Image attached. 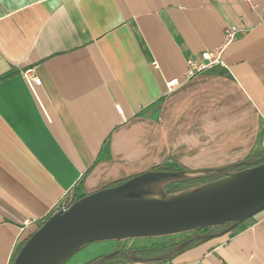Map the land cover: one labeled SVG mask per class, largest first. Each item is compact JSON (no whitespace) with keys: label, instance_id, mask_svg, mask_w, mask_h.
<instances>
[{"label":"crops","instance_id":"0c3cea01","mask_svg":"<svg viewBox=\"0 0 264 264\" xmlns=\"http://www.w3.org/2000/svg\"><path fill=\"white\" fill-rule=\"evenodd\" d=\"M231 26L241 31L223 64L183 81L188 59ZM28 69L42 80L34 90ZM176 77L183 83L169 91ZM263 131L264 0H0V264L65 194L163 165L227 167L263 153ZM108 242L74 264L118 248ZM148 256L115 259L264 264V210L172 256Z\"/></svg>","mask_w":264,"mask_h":264},{"label":"water","instance_id":"95a60500","mask_svg":"<svg viewBox=\"0 0 264 264\" xmlns=\"http://www.w3.org/2000/svg\"><path fill=\"white\" fill-rule=\"evenodd\" d=\"M237 168L238 164L197 170H149L86 194L68 208L54 211L22 245L12 264H66L81 249L96 242L218 229L196 233L178 243L174 252H180L196 241L222 236L264 210V163ZM211 175L219 177L176 191L166 189ZM121 254L124 251L117 248L97 264Z\"/></svg>","mask_w":264,"mask_h":264},{"label":"built area","instance_id":"2783aa9c","mask_svg":"<svg viewBox=\"0 0 264 264\" xmlns=\"http://www.w3.org/2000/svg\"><path fill=\"white\" fill-rule=\"evenodd\" d=\"M241 30L238 27L231 26L225 30L223 41L219 46H217L214 49H207L202 51L198 57H191L188 59V70L186 73V77L183 81L188 80L192 76L205 71L207 69H210L214 67L215 65L223 64V52L227 48V46L235 40L238 33ZM156 64V62H155ZM24 78L28 82L31 89L34 90L35 86H38L42 83L41 78L36 76L33 73L32 69L25 70L23 72ZM183 81L179 80L178 77L173 78L167 82V88L169 91L173 90L177 86L181 85ZM116 109L119 113L122 114L123 108L120 104L116 105ZM262 150L264 151V131L262 134ZM74 201V197L70 196L68 194H65L63 198L57 203L56 210L60 208H68L71 203Z\"/></svg>","mask_w":264,"mask_h":264},{"label":"trees","instance_id":"16d2710c","mask_svg":"<svg viewBox=\"0 0 264 264\" xmlns=\"http://www.w3.org/2000/svg\"><path fill=\"white\" fill-rule=\"evenodd\" d=\"M264 163V152L261 153V154H255V155H252V156H249L248 158H246L245 160H242L236 164H238V168L237 169H243V168H247V167H252V166H255V165H260ZM156 169H159V170H167V171H179L181 170V168L179 166H176L174 164H169V165H163V166H160V167H157ZM212 177V178H211ZM219 176H209V177H205V178H200V179H195L191 182L190 186L192 185H195V184H199V183H204V182H207V181H211V180H214L216 178H218ZM127 179L129 178H126L124 180H122L121 182H116L114 184H112L111 186H115V185H118L124 181H126ZM171 189L170 190H173L175 188V186L173 187V185H171L170 187ZM82 196H74V200L80 198ZM229 225V224H228ZM218 230V229H217ZM202 233H209V229H203L201 230ZM34 232H31L29 233L19 244L16 252H15V255L13 257V260L12 262L14 261L16 255H17V252L19 251V249L22 247V245L26 242V240L33 234ZM197 242V241H196ZM176 244L173 245V247L175 246ZM173 249V248H172ZM124 251V254L123 255L125 257V259L129 260L130 258L128 256H135L136 258L133 259V260H145V261H148V260H152L154 258H149L148 255H145L144 253L145 252H149V251H152L151 248H135V249H128V250H123ZM176 254V252L172 255ZM170 255V256H172ZM148 256V257H146ZM166 257H169L166 255ZM101 257L99 258H96L95 260H92L91 262H89L88 264H97L98 260L100 259ZM119 263V261L117 259H113V260H110V261H107L105 262L104 264H117ZM12 264V263H11Z\"/></svg>","mask_w":264,"mask_h":264},{"label":"rangeland","instance_id":"374dc122","mask_svg":"<svg viewBox=\"0 0 264 264\" xmlns=\"http://www.w3.org/2000/svg\"><path fill=\"white\" fill-rule=\"evenodd\" d=\"M154 170H159V169H154ZM211 176L215 177V175H211ZM191 182L192 181L179 182V183L173 184V187L175 186V188L173 190H170L171 186H167L166 189H167L168 192L184 189V188L190 187ZM209 231H210L209 233H211V232H216L218 230L215 229V228H209ZM193 233H184V234H179V235H174V236H166V237H159V238H143V239H132V240L121 241V242H119L118 249L122 248V249L126 250L128 248H132V247L137 246L138 244H143V243L144 244H152V243H155V244H166V243H169V242H174L175 243L176 240H177V243H178V242H181V241L185 240L186 238L191 236ZM109 245H112V243H110V242L91 243V244L87 245L86 247H84L83 249H81L77 254H75L66 264H74V262H76L79 257L87 255L86 253L89 252V250H90V248H92V246H96V247L97 246H101V247L105 248L106 246H109ZM171 249H172V247H170V246L162 248V249L158 248V249L154 250L155 252L154 251H149V252H145L144 254L145 255H151V254L152 255H163V254H166L169 251H171ZM113 251L114 250H112L111 252H113ZM111 252H106V253H104V255H107V254H109ZM120 257H121V255H118L115 258H120ZM113 259L114 258L109 259L107 261H110V260H113Z\"/></svg>","mask_w":264,"mask_h":264},{"label":"flooded vegetation","instance_id":"af4514ba","mask_svg":"<svg viewBox=\"0 0 264 264\" xmlns=\"http://www.w3.org/2000/svg\"><path fill=\"white\" fill-rule=\"evenodd\" d=\"M196 233L203 234V233L201 232V230H200V231H198V232L193 233L192 235H194V234H196ZM192 235H191V236H192ZM191 236H189L188 238H190ZM188 238H186V239H188ZM186 239H185V240H186ZM183 241H184V240H183ZM183 241H181V242H183ZM178 243H180V242H178ZM178 243H175V244L177 245ZM173 245H174V244H173ZM176 245H175L174 247L172 246L173 249H171V251H169V252L166 253L165 255H167V256L172 255L173 252H174V248L176 247ZM119 249L122 250V251L124 250V249H122V248H119ZM123 255H125V254H123Z\"/></svg>","mask_w":264,"mask_h":264}]
</instances>
